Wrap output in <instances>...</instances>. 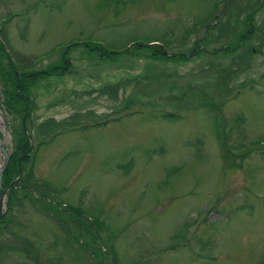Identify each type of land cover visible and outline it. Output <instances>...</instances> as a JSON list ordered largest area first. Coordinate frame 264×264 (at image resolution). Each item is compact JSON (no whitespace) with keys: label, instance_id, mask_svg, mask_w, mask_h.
<instances>
[{"label":"rangeland","instance_id":"rangeland-1","mask_svg":"<svg viewBox=\"0 0 264 264\" xmlns=\"http://www.w3.org/2000/svg\"><path fill=\"white\" fill-rule=\"evenodd\" d=\"M0 42L5 77L71 63L30 88L0 264H264V0H0Z\"/></svg>","mask_w":264,"mask_h":264},{"label":"trees","instance_id":"trees-1","mask_svg":"<svg viewBox=\"0 0 264 264\" xmlns=\"http://www.w3.org/2000/svg\"><path fill=\"white\" fill-rule=\"evenodd\" d=\"M71 46L72 44L68 45L65 50L70 49ZM92 49L97 50V55L103 61L112 59L113 55L116 54L115 52L107 53L102 48L94 47ZM157 51L160 53V56H164V58L166 57L165 53L159 50ZM4 55H6L5 48L3 43L0 42V83H2L4 88L3 102L5 104L2 107L6 110L7 114H11L18 119L17 126L11 131L14 137V144L7 166L2 174L0 189L1 194L3 190L9 188L6 195V204L8 206V210H11L17 192L22 191L27 193L35 185L33 156L35 148L39 145V143L34 146L35 142L32 144L29 136V123L31 131L34 129V124L31 119L34 112V106L29 98L30 88L44 77L63 75V70L66 71L67 67L71 66V63L69 58L66 57V54H64L59 65L42 72L29 73H19L13 68L14 65L10 63V67L12 69L8 73L9 76L5 77L1 68L3 66L1 58ZM7 215L8 212L0 218V231L2 225L6 221Z\"/></svg>","mask_w":264,"mask_h":264},{"label":"water","instance_id":"water-1","mask_svg":"<svg viewBox=\"0 0 264 264\" xmlns=\"http://www.w3.org/2000/svg\"><path fill=\"white\" fill-rule=\"evenodd\" d=\"M7 133V131H5ZM2 142V141H1ZM0 142V154L2 155L3 157V161H2V166L0 167V186H1V180H2V174H3V171L5 170L6 168V165L8 163V160H9V154L6 153L5 149H4V146H3V143L1 144ZM7 190L8 189H5L1 196H0V217L2 215V200L5 196V194L7 193Z\"/></svg>","mask_w":264,"mask_h":264},{"label":"bare ground","instance_id":"bare-ground-1","mask_svg":"<svg viewBox=\"0 0 264 264\" xmlns=\"http://www.w3.org/2000/svg\"><path fill=\"white\" fill-rule=\"evenodd\" d=\"M1 142V141H0ZM1 144H2V142H1Z\"/></svg>","mask_w":264,"mask_h":264}]
</instances>
